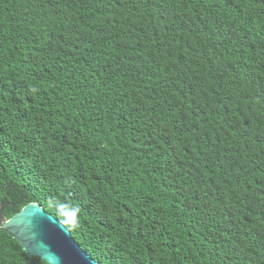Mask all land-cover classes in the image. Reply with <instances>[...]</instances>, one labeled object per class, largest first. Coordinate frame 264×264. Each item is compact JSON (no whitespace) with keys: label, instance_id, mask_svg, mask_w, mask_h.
I'll return each mask as SVG.
<instances>
[{"label":"trees","instance_id":"obj_1","mask_svg":"<svg viewBox=\"0 0 264 264\" xmlns=\"http://www.w3.org/2000/svg\"><path fill=\"white\" fill-rule=\"evenodd\" d=\"M53 198L98 264H264V0H0V211Z\"/></svg>","mask_w":264,"mask_h":264},{"label":"water","instance_id":"obj_2","mask_svg":"<svg viewBox=\"0 0 264 264\" xmlns=\"http://www.w3.org/2000/svg\"><path fill=\"white\" fill-rule=\"evenodd\" d=\"M0 229L15 239L29 256L47 264H98L71 238L67 228L36 203L5 219Z\"/></svg>","mask_w":264,"mask_h":264},{"label":"clouds","instance_id":"obj_3","mask_svg":"<svg viewBox=\"0 0 264 264\" xmlns=\"http://www.w3.org/2000/svg\"><path fill=\"white\" fill-rule=\"evenodd\" d=\"M49 206L55 209L56 215L68 230L78 226L80 209L77 206L55 198L50 200Z\"/></svg>","mask_w":264,"mask_h":264}]
</instances>
